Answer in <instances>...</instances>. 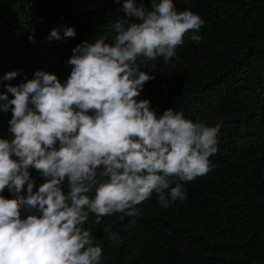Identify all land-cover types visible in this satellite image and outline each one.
<instances>
[{
  "label": "clouds",
  "instance_id": "9594fccd",
  "mask_svg": "<svg viewBox=\"0 0 264 264\" xmlns=\"http://www.w3.org/2000/svg\"><path fill=\"white\" fill-rule=\"evenodd\" d=\"M123 7L135 20L116 21L112 42L99 37L76 45L63 84L38 69L5 85L11 97L0 92V107L12 113L10 136L0 138V192L13 193L0 195V264H101L102 248L83 227L90 214L96 225L115 213L139 216L137 206L153 193L167 208L186 199L183 182L211 170L219 122L208 126L172 108L157 115L149 100L137 99L154 79L152 62L168 64L203 20L178 11L173 0H151L150 7L124 0ZM75 35L64 31L65 38ZM52 37L61 38L56 29ZM30 168L45 178L35 191ZM103 231L113 245L120 242L110 226Z\"/></svg>",
  "mask_w": 264,
  "mask_h": 264
},
{
  "label": "trees",
  "instance_id": "16d2710c",
  "mask_svg": "<svg viewBox=\"0 0 264 264\" xmlns=\"http://www.w3.org/2000/svg\"><path fill=\"white\" fill-rule=\"evenodd\" d=\"M173 2L203 24L185 35L168 64L152 62L154 79L137 99L149 100L157 115L172 108L208 126L219 122L211 170L183 182V201L164 208L153 193L137 206L139 216L115 213L96 225L90 214L83 227L102 248L101 264H264V0ZM144 3L150 7L151 0ZM123 6L124 0H0V92L38 69L63 84L76 45L99 37L112 42L116 21L135 20ZM67 28L76 35L65 38ZM53 29L60 39L49 38ZM193 34L202 39L193 42ZM10 71L15 78L3 79ZM11 115L0 107V138L10 136ZM29 172L35 191L45 178ZM26 190L25 184L23 195ZM0 195L13 198L7 188ZM26 214L22 209V218ZM106 226L119 243L107 239Z\"/></svg>",
  "mask_w": 264,
  "mask_h": 264
}]
</instances>
